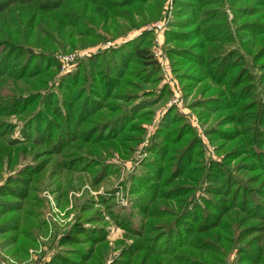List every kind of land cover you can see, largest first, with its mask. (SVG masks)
<instances>
[{
  "label": "rangeland",
  "instance_id": "obj_1",
  "mask_svg": "<svg viewBox=\"0 0 264 264\" xmlns=\"http://www.w3.org/2000/svg\"><path fill=\"white\" fill-rule=\"evenodd\" d=\"M156 3L133 5L124 19L110 26L116 36L108 35L104 42L54 52L53 77L37 93L22 97H38L36 103L21 110L5 107L0 139L10 155L0 161V204L10 194L8 187L19 188L22 197H14L17 207L12 204L10 211L26 205L38 212L42 228L34 230L24 250L14 245L6 250L7 237L0 236V263L70 264L79 253L78 264H93L97 257L99 264H133L143 244L151 242L148 250L156 248L162 264L180 249L187 250L184 246L192 232L188 229L199 218L212 221L215 206L226 204L216 222L233 210L238 228L244 229L227 264H241V250L246 258L264 264L260 255L264 250V0ZM186 28H197L196 41H183L179 32ZM192 42H196L189 48L192 53L181 57ZM142 46L157 66L152 94L162 97L148 119L133 122L134 127L118 136L104 133V140L100 135H84L88 125L77 127V120L71 130L62 126L58 113L75 106L74 99L66 101L68 97L62 95L63 81L103 53L119 50L127 58L132 48ZM78 73L67 79L69 87ZM172 110L180 128L168 145L157 137ZM33 118L37 125L28 127ZM41 123L45 130L36 132ZM56 129L59 137L53 133ZM105 144L114 149H103ZM172 153L185 159H179L176 170L168 165ZM200 165L206 173L188 174ZM212 167L219 169L214 175L209 173ZM37 172L41 177H32ZM150 180L159 183L148 187ZM171 188L176 189L168 191ZM150 192L159 194L160 207L151 205ZM188 213L194 215L193 225L183 223L182 231L171 239L174 227ZM14 216L5 215L1 221ZM204 229L207 226L202 224L199 231ZM250 232L256 233L245 237ZM142 235L147 239L139 242ZM255 242L259 243L252 246Z\"/></svg>",
  "mask_w": 264,
  "mask_h": 264
},
{
  "label": "trees",
  "instance_id": "obj_2",
  "mask_svg": "<svg viewBox=\"0 0 264 264\" xmlns=\"http://www.w3.org/2000/svg\"><path fill=\"white\" fill-rule=\"evenodd\" d=\"M134 1L0 0V119L7 114L8 108L6 109V106L14 105L16 109L21 110L24 106L29 107L36 103L38 97L29 96L26 100H23L22 97L37 93L44 86L43 83L53 77V70L56 68L52 60L54 52L83 48L104 42L108 35L116 36L113 35L116 32L111 31L110 26H113L115 21L124 19L133 5L136 7L150 6L153 5L151 2L155 1L156 4H159L161 0H139L136 4ZM186 19L188 20V18ZM186 29L179 32L183 41L188 43L196 41L199 37L197 28ZM227 32L226 29L224 33ZM228 36L229 34L226 37ZM194 43L196 42H192L188 48H185L181 57H189L187 54L192 53L189 48L195 45ZM118 51H108L80 66L77 70L78 76L71 87L67 85V79L77 72L63 81L62 95L68 97L66 101L74 99L75 108L72 107L69 111L58 113V120L62 126H68L71 130L76 126L77 120L79 121L77 127L88 125L84 135L87 137L100 135V138L104 140L107 135L114 132L118 136V134L130 130L134 127L132 123L135 121L145 122L149 117L146 115H150L152 110L162 102V97L157 99V96L152 94L158 79V72L149 49L144 46L132 48V51L127 53V58H124L125 55L118 53ZM124 59H126L125 63L123 62ZM227 88L228 86L225 89ZM204 107L202 104L199 107L200 111ZM175 115L174 110H172L165 116L157 137L159 142L170 145L172 139L176 137L180 126H176L178 118ZM36 125L37 123L33 118L28 127ZM102 125L105 126L100 131L99 127ZM120 125L122 127L118 128ZM44 130V123L35 129L36 132L40 133ZM2 131L3 128L0 129V133ZM59 132L60 130L56 129L53 133H57V137H59ZM104 133L108 134L104 135ZM114 141L113 139L109 140L112 143ZM247 142L248 140H244V144ZM119 145H122L121 149L125 147L122 142ZM109 148L113 147L108 144L103 146V149ZM9 155L10 148L5 145L3 139H0V161ZM171 157L173 160L168 165L174 167L175 170L179 159L185 162L179 153H172ZM157 159L154 158V161ZM163 165L165 164L162 163V167H164ZM167 169L165 170L166 175ZM203 169L204 166L200 165V168H191L188 174L206 173V170ZM218 171V168L212 167L209 173L214 175ZM41 175L37 172L32 177H41ZM149 177L151 178L153 175ZM226 178L227 176L224 177V179ZM166 180L167 178L164 176L163 181ZM151 181L154 180L148 181L146 186L158 185L159 183ZM7 189L10 194H6L7 198H2L0 204V236L7 237L4 242L6 250L12 249V245L16 246V250H24L31 243L34 230L42 228L41 221L38 212L34 214L26 205L10 211L12 204L17 207L15 205L17 201L14 200V197H22V193L19 188L8 187ZM175 189L171 188L168 191ZM241 192L243 194V190ZM3 193L5 195L6 192ZM158 197L159 194L153 192L149 194V198H153L151 205L154 207L161 206ZM26 199L27 197L23 198V200ZM4 203L11 204V206L5 207ZM226 207V204L215 206L217 211L213 214L212 221L206 220V217L199 218L193 228L188 229L192 232L184 246L187 250L180 249V254L176 253L171 258L162 260V264H227V256L234 249L233 245L244 229L238 228L239 225L233 210L224 212L216 222V217ZM189 213L186 219L178 222V226L174 227L171 239L182 231L183 223L193 225L194 215ZM9 214L17 216H14L13 220L11 218L1 221L5 215ZM127 219L128 217L123 221H127ZM202 224L207 226V229L199 231ZM20 227L22 229H19ZM144 229L148 232L150 224H146ZM80 233L85 235V232ZM254 233L256 232H250L245 237ZM201 235L202 237H200ZM167 236L165 234L160 241L166 239ZM153 238L152 236L151 239ZM145 239L147 237L142 235L138 241L142 242ZM253 239L248 240L244 246L251 243ZM258 243L255 242L252 246ZM150 245L151 242L143 244L140 250L141 254H136L133 264L159 263L158 250L156 248L148 250ZM260 255L264 256V250L260 251ZM73 256L77 260H70L69 263L78 264L79 253ZM239 258L241 264H257V260L246 258L244 250L239 252ZM99 262V257L93 260V264H99ZM261 262L264 263V261ZM56 263L60 264L61 262Z\"/></svg>",
  "mask_w": 264,
  "mask_h": 264
},
{
  "label": "built area",
  "instance_id": "obj_3",
  "mask_svg": "<svg viewBox=\"0 0 264 264\" xmlns=\"http://www.w3.org/2000/svg\"><path fill=\"white\" fill-rule=\"evenodd\" d=\"M0 264H5V263L2 262V263H0Z\"/></svg>",
  "mask_w": 264,
  "mask_h": 264
}]
</instances>
